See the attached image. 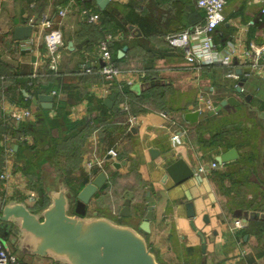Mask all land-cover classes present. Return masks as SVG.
Returning <instances> with one entry per match:
<instances>
[{
	"label": "crops",
	"instance_id": "1",
	"mask_svg": "<svg viewBox=\"0 0 264 264\" xmlns=\"http://www.w3.org/2000/svg\"><path fill=\"white\" fill-rule=\"evenodd\" d=\"M68 1L0 0V118L3 115L14 128L18 123H33L35 113H39L41 108L36 109L28 96L36 98L54 91L46 93L42 89L44 85L56 83L58 76L55 74L78 91L80 100L76 102L65 93L55 92L52 109L48 110L51 119L57 117L54 103L66 101L70 120H89L98 115L97 101L103 103L109 94L128 86L131 95L115 94L112 106L108 108L111 111L106 124L89 136L95 148L89 147L90 151H86L77 164L79 170L71 173L72 177L79 178L97 169L93 167L89 170L85 165L93 156L104 160L102 171L107 175L106 187L104 185L91 199L88 213L96 212L138 228L146 212V192H149L154 206L149 221L150 230L145 236L162 264L170 260L190 264H232L229 261L239 251L237 239L241 240L246 254L234 264H261L264 247L262 243L253 241L251 220L244 222L245 227L235 230L233 236L227 232V225L234 219L232 201L239 202L242 198L247 201L253 195L264 193V178L259 167L264 121L257 117L255 111L257 108L264 112L259 108L264 105V58L260 73L250 70L237 76V79L225 78L223 68L219 66H208L193 72L186 65L182 50L169 47L165 37L202 22L204 12L197 7V0H108L103 8H99L95 1L98 12L106 9L115 19H123L127 23L126 32L116 30L114 34H109L120 36L118 41L127 43L124 54L118 57L123 60L115 65L128 72L112 83H106L99 74L102 62L97 47L92 48L90 43H98L97 40L108 33L100 23L98 26L86 24L79 15L80 6L60 18L57 11ZM262 5L264 0H228L223 10L224 22L212 34L217 50L232 52L236 69L248 68L242 63L248 59L246 54L253 45L264 44ZM43 19L52 20V27H45ZM101 21L109 29L115 26L107 22L111 21L108 16L102 15ZM28 24L32 27L30 37L15 40L14 29ZM51 28L60 32L63 43L57 73L50 71L46 62L44 34ZM221 28L227 30L225 41L216 37L220 35ZM83 62L91 68V72L81 71L80 64ZM134 70L144 73L147 70L152 75L145 80L144 77L134 76ZM130 77L133 81L127 84ZM241 77H245L246 81L241 92L237 93L235 87ZM114 85L119 90L113 91L111 87ZM154 85L161 87L158 95L161 94L162 103L146 104L139 100V95ZM248 95L250 99L247 101L245 97ZM230 96L239 102L237 106L226 105L209 115L212 109L206 108V102L214 108ZM124 105L126 110L122 108ZM17 109H28L32 114L28 119L13 122L9 116ZM194 110L199 112L197 121H186L183 115ZM130 117L134 118L132 124L128 121ZM42 128L46 130L44 125ZM58 132L56 128L50 129L53 137H57ZM16 133L11 135L7 131L0 135V149L7 163L11 158L17 160L14 155L18 149L17 140H26L29 145L32 143L31 135L19 136ZM37 135L38 141L44 139V136ZM11 145H16V149H11ZM45 148L39 147L41 150ZM110 148L117 152L115 160L107 159L106 151ZM231 148L236 150L237 158L219 165L215 157ZM177 159H183L194 169L195 176L174 184L165 176V169ZM213 161L217 163L216 169L210 167ZM113 163L120 166L115 167ZM49 165L50 162L44 163L41 170ZM199 166H203L204 172L196 173ZM53 172V177H59L56 169ZM216 173H226V176L218 178ZM230 173H234L232 180ZM17 174L22 175L20 171ZM12 180L0 182V192L6 199H23L32 207L36 196L30 192L13 196ZM114 185L118 187L113 189ZM256 191L258 194H255ZM127 192L133 194L131 215L120 217L123 195ZM111 194L117 195L118 199L116 197L113 201L109 200V204L104 203ZM233 194L240 199H230ZM188 202L192 203L194 210L191 219L186 214ZM191 221L195 229L191 227ZM199 233L203 236L204 248ZM258 254L260 257L254 258ZM251 258L254 262H247Z\"/></svg>",
	"mask_w": 264,
	"mask_h": 264
},
{
	"label": "water",
	"instance_id": "2",
	"mask_svg": "<svg viewBox=\"0 0 264 264\" xmlns=\"http://www.w3.org/2000/svg\"><path fill=\"white\" fill-rule=\"evenodd\" d=\"M99 8H103L108 0H95ZM31 25L18 26L14 29V39L25 40L31 35ZM71 45V43H69ZM126 50L118 52L121 57ZM250 68L235 70L237 76L249 73ZM246 81L241 77L235 87L240 93ZM117 91L109 94L103 104L110 108ZM36 109H52L53 96L40 94L28 96ZM246 96L245 100H249ZM239 102L230 96L222 99L210 112L212 115L226 105L237 106ZM257 117L264 121V112L258 111ZM199 112L189 111L183 117L188 122L197 121ZM263 152L259 167L264 177V138ZM16 149V145H11ZM237 158L234 148L215 157L219 165L229 163ZM107 159H110L107 156ZM115 167L119 163H113ZM165 176L174 184H179L195 176V171L183 159H177L165 169ZM107 182V175L99 171L78 192L70 190L66 182L57 177L50 186L45 185L48 204L39 210H32L23 199H6L0 192V240L7 241L8 247L20 257L24 264H162L148 245L146 233L149 232V221L152 218L154 199L146 192V212L138 228L129 223L117 221L96 212L88 213V204ZM120 217L131 215L130 205L133 194L123 195ZM33 199L31 198V201ZM186 214L193 218L194 210L191 202L186 203ZM232 217L243 222L250 220L264 221V212H245L234 209ZM191 227L195 229L191 221ZM202 247L204 239L201 233Z\"/></svg>",
	"mask_w": 264,
	"mask_h": 264
},
{
	"label": "trees",
	"instance_id": "3",
	"mask_svg": "<svg viewBox=\"0 0 264 264\" xmlns=\"http://www.w3.org/2000/svg\"><path fill=\"white\" fill-rule=\"evenodd\" d=\"M76 5L80 6L82 5L80 0H75ZM84 5L88 8L94 9L98 15H99V22L101 26L106 30L105 33H112L114 34L115 31H125L126 32V22L122 19H115L113 15H111L106 9H104L101 12H98V9L95 7V0H84ZM108 16L111 21H107L108 23H113L114 28H107L104 26V22L101 21L102 15ZM101 21V22H100ZM87 24V23H86ZM95 26V25H94ZM98 26V24H97ZM98 28V27H97ZM113 29V30H112ZM113 31V32H112ZM219 36H216L217 38H221L225 41V38L227 37V30L225 28L219 29ZM102 35L100 38L102 39ZM100 38L97 40L99 41ZM91 47H97V42L90 43ZM127 46V43L125 41H118L114 40L111 41L109 44L111 59L114 64L121 62L123 58H118L117 52L121 50L123 47ZM84 63V62H83ZM205 67V66H204ZM203 67V68H204ZM208 67V66H206ZM144 70V69H143ZM145 76L144 79L147 80L148 77H150L152 74L148 73L147 70H145ZM57 77L56 83H49L46 86L44 85L43 89L46 93L54 90L56 93H65L68 98H71L73 101L78 102L80 100L79 93L76 91L73 86L69 83L63 82L59 77L60 75L55 74ZM40 87V86H39ZM37 88V87H36ZM112 90H119L117 89L118 86L114 85L111 87ZM38 91V90H37ZM159 91H161L160 86H152L149 89H147L146 92L139 95V97L142 100L143 103H154V104H160L162 103L161 94L160 96ZM119 95H131L130 88L128 86H123L120 88ZM37 94V92L35 93ZM138 97V98H139ZM136 98V97H135ZM136 98V99H138ZM160 101V102H159ZM97 107L98 115L90 118L89 120H75L72 121L68 118V104H66V101H57L54 103V108L56 109L57 117L54 119H51L48 116L49 111L48 110H42L39 113L36 114V120L31 122H22L18 123L17 127L14 128L13 124L10 123L7 118H5L3 115H1L0 118V135L1 133H6L7 131L11 132V135L16 133V135L24 136L26 134H29L32 136V144H28L26 140L19 141L17 140L18 149L14 152V155L16 156V159L22 160L23 164H20L19 166L16 165V170L20 171L23 175L28 177H35L38 179L34 186L32 187L36 191V199L34 200V203L31 207V209L39 210L44 208L48 204V198L46 196V189L44 183H41L39 180L40 178V172L41 167L44 163L49 162V160L52 157H58L57 160L60 157H64V160L66 163L60 164L61 162H55L51 163L52 167L58 171L59 177H61L66 184L69 186L70 190L74 193L78 192L93 176H95L98 172V169H92L89 174H84L80 176L79 178H75L71 175L72 171L77 168V164L80 161L79 147L76 145H70L74 143L77 139L78 140H85L88 136L92 134L93 131L98 129L99 127H103L106 124V120L109 117V112L111 109H108L103 105L101 101H97ZM159 102V103H158ZM150 104V103H149ZM131 106L132 103H129ZM260 109L264 110V105L259 107ZM42 125L46 127V130L44 131L42 128ZM56 128L58 132L57 137H53L50 133V129ZM41 129V131H39ZM44 131V132H43ZM37 133L39 135L44 136L43 140L38 141ZM71 142V143H70ZM70 143V144H69ZM39 147H46L45 149L41 150ZM25 151H31V156L25 157ZM3 151L0 149V164H2L3 160ZM78 156V157H76ZM76 158V159H75ZM54 159V158H53ZM75 160V162L73 161ZM74 162V163H73ZM65 170L63 169V167ZM68 172V173H67ZM68 175H67V174ZM226 173L219 174L216 173V176L218 178H223V176ZM234 173H230L229 176H232ZM226 176V175H225ZM106 187V185H105ZM221 191H224L220 187ZM261 199H264V193H260ZM257 198L256 195H253L251 197L250 201H245L244 198H242L239 202L232 201V207L234 209H241L242 211L251 213V212H264V208H260V204L253 203V200ZM253 228H256L254 232H252L253 235L256 237H260L264 231V221L262 220H251V223ZM245 232H249L248 230H245ZM264 236V235H263ZM262 237V236H261ZM260 257L259 254L256 255L254 258ZM254 258L248 259L247 262L252 263L254 262ZM242 264V263H241Z\"/></svg>",
	"mask_w": 264,
	"mask_h": 264
},
{
	"label": "built area",
	"instance_id": "4",
	"mask_svg": "<svg viewBox=\"0 0 264 264\" xmlns=\"http://www.w3.org/2000/svg\"><path fill=\"white\" fill-rule=\"evenodd\" d=\"M228 0H197V7L202 9L204 17L202 22L196 25L186 28L184 30L171 33L165 37L166 43L169 47L177 48L182 50L183 57L186 65L193 71L198 72L204 66H219L223 68V76L225 78L237 79L235 74L236 66L232 62V52L228 49L217 50L212 42V34L214 30L224 22L223 10ZM80 7L76 5L75 0H69L68 3L60 7L57 11V15L60 18H64L67 13H70L71 9L77 6L79 15L83 21L88 24H98L99 15L84 5V0H80ZM76 9V8H75ZM261 11L264 12V5L261 7ZM33 24V23H32ZM42 24L50 28L52 27V20L43 19ZM120 36L106 34L97 43V53L102 62L99 68V74L103 77L106 83H112L118 77L125 75L128 71L117 67L111 59L109 44L111 41L118 40ZM44 44L46 49V62L48 69L53 73H57L58 67L62 59V39L61 34L57 29H49L44 34ZM248 59L242 63L247 64L251 71L260 73L261 62L264 58V44L253 45L250 51L246 54ZM80 69L84 73L91 72V68L86 63L80 64ZM134 76L143 78L145 73L143 71L134 70L132 71ZM133 77L127 79V84H131ZM54 96L56 93L52 91L50 93ZM208 110L213 109L209 102L205 104ZM124 110L127 107H122ZM31 111L28 109H17L10 113L9 119L13 122L28 119L31 116ZM134 118H129V123H133ZM175 137H173L174 139ZM106 156L115 160L117 152L110 148L106 151ZM103 158L98 159L93 156L92 159L86 162V168L92 169L96 167L102 170ZM211 169L217 168L215 161L210 163ZM204 172L203 166H199L196 173ZM9 175L6 173H0V182L6 183ZM245 227V223L241 219H232L227 225V232L233 236L235 230H240ZM236 247L239 249L234 257V260L242 259L246 250L242 248L240 239L235 240ZM0 264H24L18 255L12 251L8 246L3 245L0 242Z\"/></svg>",
	"mask_w": 264,
	"mask_h": 264
},
{
	"label": "rangeland",
	"instance_id": "5",
	"mask_svg": "<svg viewBox=\"0 0 264 264\" xmlns=\"http://www.w3.org/2000/svg\"><path fill=\"white\" fill-rule=\"evenodd\" d=\"M92 137V136H91ZM97 137H98V135H97ZM98 142V139H96V144H98L97 143ZM71 143V142H70ZM69 143V144H70ZM32 144V143H31ZM70 145H76L77 147H79V152L78 153H80V152H82V155L81 154H79V156H80V160H81V157L83 156L84 157V155H85V152L87 151H90V148L89 147H91V146H93L94 148H95V145H94V142L93 143H90V141H89V136L85 139V140H76L74 143H72V144H70ZM97 146V145H96ZM29 156H31V151H25V157H29ZM76 157H78V156H76ZM6 156L5 155H3V162H2V164H0V173H6V174H8L9 175V177H8V182L13 178V180L11 181L12 182V195L13 196H16V195H22V194H24L25 192H30V193H32L33 195L32 196H36V191H35V189H33L32 187L34 186V183L38 180V179H36L35 177H28V176H25V175H21V177L17 174L18 173V171L16 170V165H18V164H23L22 163V160H19V159H17L16 161L13 159V158H11L10 159V162L9 163H7L6 162ZM54 158V159H53ZM57 158L58 157H52L50 160H49V162H50V165L49 166H45L44 167V169L43 170H41V174H40V178H39V180L41 181V183H44L45 185H47V186H50V185H52V184H54L55 182H56V179H57V176L56 177H53L54 176V172H53V169H54V167H52V165H51V163L53 164V163H55L56 161L57 162H61L60 164H63V163H66L65 162V160H64V157H60L58 160H57ZM76 159V158H75ZM74 162H75V160H73ZM73 162V163H74ZM80 162V161H79ZM63 167V169L65 170V168H64V166H62ZM76 169H78V168H76ZM75 169V170H76ZM79 170V169H78ZM131 172L134 174V171L133 170H131ZM68 173V172H67ZM66 173V174H67ZM12 174L14 175V177H12ZM68 175V174H67ZM69 177L70 176H73L72 174L71 175H68ZM263 176V175H262ZM264 178V177H263ZM114 181H115V183L114 184H116V181H117V178H115L114 179ZM2 183V182H1ZM115 186V185H114ZM116 187H118V186H115V187H113V189H116ZM0 190H1V188H0ZM2 193V192H1ZM117 194V193H116ZM255 194H258V192L256 191L255 192ZM257 196V195H256ZM109 197V198H108ZM107 198L108 199H104L105 200V202L104 203H107V204H109L108 203V201L109 200H111V201H113V200H115V198L117 197V199H118V196L116 195V196H113L112 194L110 195V196H108ZM234 197V198H233ZM230 199H232V200H237V199H240V196H237V194L235 195V194H233V196L230 198ZM225 200L226 201H229V198H225ZM241 200V199H240ZM251 200V198H249L247 201H250ZM253 203H256V204H260V208H264V199H261V197H260V195H258L257 196V198L255 199V200H253ZM255 229L256 228H252V230H250L251 231V233L252 232H254L255 231ZM262 237L260 236V237H256L255 235H253L252 236V238H253V241H256L257 242V244H260V243H262V247H264V231H262ZM227 235V234H226ZM264 249V248H263ZM182 258V257H181ZM184 259V258H183ZM202 259V258H201ZM226 260V259H225ZM239 260H242V259H239ZM229 262H231L232 264H234L235 263V260H234V257H232L231 258V260L229 261ZM166 264H190V263H188V262H185V261H174V260H170V262H168V263H166ZM199 264V263H198ZM227 264H229V263H227ZM261 264H264V258H263V260H262V262H261Z\"/></svg>",
	"mask_w": 264,
	"mask_h": 264
},
{
	"label": "flooded vegetation",
	"instance_id": "6",
	"mask_svg": "<svg viewBox=\"0 0 264 264\" xmlns=\"http://www.w3.org/2000/svg\"><path fill=\"white\" fill-rule=\"evenodd\" d=\"M0 242L3 244V245H5V246H8V244H7V241H2V240H0Z\"/></svg>",
	"mask_w": 264,
	"mask_h": 264
}]
</instances>
